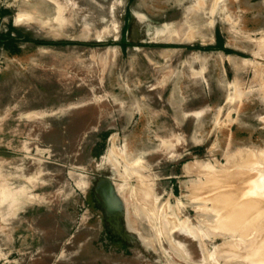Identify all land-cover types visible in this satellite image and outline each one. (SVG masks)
Wrapping results in <instances>:
<instances>
[{
	"label": "rangeland",
	"instance_id": "obj_1",
	"mask_svg": "<svg viewBox=\"0 0 264 264\" xmlns=\"http://www.w3.org/2000/svg\"><path fill=\"white\" fill-rule=\"evenodd\" d=\"M262 170L264 0H0V264H264Z\"/></svg>",
	"mask_w": 264,
	"mask_h": 264
},
{
	"label": "bare ground",
	"instance_id": "obj_2",
	"mask_svg": "<svg viewBox=\"0 0 264 264\" xmlns=\"http://www.w3.org/2000/svg\"><path fill=\"white\" fill-rule=\"evenodd\" d=\"M250 158V160L249 159H247L248 161V163L247 164H249L253 159L251 158V156H249ZM140 166V165H139ZM250 167H251V165H249ZM143 170V169H142ZM136 173V172H135ZM239 174V173H238ZM213 175V174H212ZM225 176H227V175H225ZM231 176V175H230ZM136 177V176H135ZM229 177V176H228ZM246 177V176H245ZM256 176H254V177H248L249 178V180L251 181V188L247 191V192H243L242 193V195H241V197H240V199L238 198H236V203H238V206H234V205H237V204H234L233 205V208H229V211H230V209H231V211H233V213L234 214H236L235 213V211H236V209H238V213L236 214V215H238L239 214V216H241L242 217V219H243V221H244V219L246 220V222L245 223H247V221H248V223H247V225H249L250 227L251 226H253V227H251V228H253L254 229V227H256V225H262V227L264 228V226H263V222H264V212L261 210V212L262 213H259V215L257 216H254V215H252V213H255L256 211H258V212H260V209H262V208H264V170H262V171H260V172H257V178H255ZM223 178H224V176H223ZM248 178H246V179H248ZM245 179V178H244ZM141 180V179H140ZM209 180H211V179H209ZM208 180V181H209ZM225 180V179H224ZM125 181V180H124ZM229 181V180H228ZM4 182H6V181H4ZM211 182V181H210ZM242 182V181H241ZM1 183V185H2V182H0ZM28 183V182H27ZM30 183V182H29ZM230 183V182H229ZM6 184V183H5ZM0 185V186H1ZM104 185V184H103ZM213 185V184H212ZM2 186H4V187H7V186H5L4 185V183H3V185ZM1 186V187H2ZM105 186V185H104ZM103 186V188H105ZM214 186V185H213ZM10 187V186H9ZM23 187H24V185H23ZM102 187V186H101ZM109 187V186H108ZM205 188V187H204ZM25 189V188H24ZM212 189V188H211ZM214 189V188H213ZM11 190V189H10ZM23 190V189H22ZM21 190V191H22ZM111 190V189H110ZM1 191V190H0ZM8 191V190H7ZM31 191V190H30ZM105 191V190H104ZM209 191V190H208ZM220 191H221V189H220ZM227 191V190H226ZM225 191V192H226ZM6 192V191H5ZM4 192V193H5ZM16 192V191H15ZM15 192H13V191H8V195L9 194H13L14 196L15 195H17V196H20V195H18V194H16ZM219 192V191H218ZM223 190L221 191V194H223L220 198L222 199H224L225 198V196L226 195H224L225 194V192H223ZM230 193H231V191H229ZM1 193V192H0ZM19 193V192H18ZM23 193V192H22ZM230 193H226L229 197H230ZM3 194V193H2ZM19 194H21V192L19 193ZM105 194V193H104ZM107 194V193H106ZM105 194V195H106ZM217 194H219V193H217ZM236 195L237 196V194H235V193H233L232 192V195ZM110 195H111V193H110ZM109 195V196H110ZM14 196H12V197H10V196H7V197H10V198H14ZM112 196V195H111ZM216 196V195H215ZM219 196V195H218ZM235 196V197H236ZM239 196V195H238ZM237 196V197H238ZM6 197V195L4 196V197H2L3 199H1V200H5L4 198ZM31 197V196H30ZM29 197V198H30ZM36 197V196H35ZM229 197H227L226 196V199L227 198H229ZM16 198H19V197H16ZM16 198L14 199V200H16ZM28 198V199H29ZM106 198V197H105ZM112 198L114 199V197L112 196ZM231 198V197H230ZM19 199H22V198H19ZM107 199H109L108 197H107ZM216 200L218 199L217 198V196H216V198H215ZM223 199L221 200V201H223ZM232 199H233V197H232ZM231 199V200H232ZM235 199V198H234ZM32 200V199H31ZM17 201V200H16ZM109 201V200H108ZM225 201V200H224ZM223 201V202H224ZM3 202V201H2ZM2 202H0V204L2 203ZM32 202V201H31ZM227 202H233V200L232 201H227ZM4 203V202H3ZM2 203V204H3ZM25 203V202H24ZM109 204H110V202H108ZM112 203V202H111ZM114 203V202H113ZM222 203V202H221ZM225 204H228V203H226V201L224 202ZM224 203L222 204L223 206H224ZM235 203V202H234ZM215 204H216V202H215ZM218 204V203H217ZM110 205H112V204H110ZM115 205V204H114ZM221 205V206H222ZM228 205H230V204H228ZM232 205V204H231ZM220 206V205H219ZM222 206V207H223ZM226 206V205H225ZM263 206V207H262ZM227 207V206H226ZM232 207V206H231ZM235 207H236V209H235ZM260 207H262V208H260ZM221 208V207H220ZM219 208V209H220ZM226 209V208H225ZM233 209V210H232ZM223 210H222V208H221V212H222ZM230 211V212H231ZM230 212H228V213H230ZM223 214H225L224 212H222ZM233 213L231 214V216L230 215H227V218H226V223L225 224H230L231 222L232 223H236L237 221H238V223H236V225L237 224H239V225H241L242 224V219H241V217H240V219H238L237 220V218H238V216H234L233 217V219L234 218H236V219H232V215H233ZM252 215V217H249V220L247 219L248 218V216L249 215ZM260 214H262V216L260 215ZM223 216H225V215H223ZM254 216V217H253ZM262 217V218H261ZM224 218V217H223ZM223 218H222V220H223ZM251 218V219H250ZM261 218V219H260ZM221 220V221H222ZM239 220L241 221V222H239ZM224 221V220H223ZM261 221V222H260ZM258 223V224H257ZM224 224V223H223ZM256 224V225H255ZM232 225V224H231ZM246 225V226H247ZM225 226V225H224ZM230 226V225H229ZM238 226V225H237ZM241 226H243V225H241ZM221 227H222V225H221ZM226 227H228V226H226ZM225 227V228H226ZM232 227V226H231ZM244 227V226H243ZM249 228V227H248ZM230 229V228H229ZM239 229H240V227H239ZM238 229V230H239ZM258 229V228H257ZM264 230V229H263ZM227 231H229V230H227ZM233 232H234V230H232ZM240 231V230H239ZM259 231H260V229H259ZM231 232V231H230ZM257 232V231H256ZM253 233V232H252ZM258 233H261V231L260 232H257V234ZM261 235H262V238H260V240H259V238H258V246H256V248H254V247H252V250H249V251H251L253 254V256H258L257 258L258 259H260V258H263L264 259V234L263 233H261ZM261 235H259V236H261ZM258 236V237H259ZM253 240V239H252ZM254 242V241H253ZM253 246V245H252ZM255 246V245H254ZM254 248V249H253ZM239 252V251H238ZM247 254V253H246ZM249 255H250V252H249ZM251 258H252V256H250ZM262 259V260H263Z\"/></svg>",
	"mask_w": 264,
	"mask_h": 264
},
{
	"label": "trees",
	"instance_id": "obj_3",
	"mask_svg": "<svg viewBox=\"0 0 264 264\" xmlns=\"http://www.w3.org/2000/svg\"><path fill=\"white\" fill-rule=\"evenodd\" d=\"M47 44H49V45H53V43H47ZM56 45V44H55Z\"/></svg>",
	"mask_w": 264,
	"mask_h": 264
}]
</instances>
